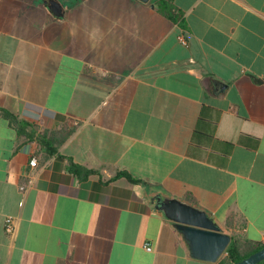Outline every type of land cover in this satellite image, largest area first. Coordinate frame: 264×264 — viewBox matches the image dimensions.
Returning a JSON list of instances; mask_svg holds the SVG:
<instances>
[{
    "label": "crops",
    "instance_id": "0c3cea01",
    "mask_svg": "<svg viewBox=\"0 0 264 264\" xmlns=\"http://www.w3.org/2000/svg\"><path fill=\"white\" fill-rule=\"evenodd\" d=\"M57 1L0 0V264H218L159 194L264 243V0Z\"/></svg>",
    "mask_w": 264,
    "mask_h": 264
},
{
    "label": "water",
    "instance_id": "95a60500",
    "mask_svg": "<svg viewBox=\"0 0 264 264\" xmlns=\"http://www.w3.org/2000/svg\"><path fill=\"white\" fill-rule=\"evenodd\" d=\"M50 8L55 14H62V5L57 0H50ZM153 200L156 208L173 221L192 257L211 263H216L223 257L233 236L225 232L207 210L180 198L164 197L161 194L155 196ZM262 261L264 247L233 264H258Z\"/></svg>",
    "mask_w": 264,
    "mask_h": 264
},
{
    "label": "trees",
    "instance_id": "16d2710c",
    "mask_svg": "<svg viewBox=\"0 0 264 264\" xmlns=\"http://www.w3.org/2000/svg\"><path fill=\"white\" fill-rule=\"evenodd\" d=\"M153 1L158 4L159 9L165 15H167L169 18H171L175 22H180L181 26H184L183 21L180 20V16L175 11L174 5H173L171 0H153ZM0 115L7 118L21 132L27 126L30 125L27 122H25L24 120L20 119V117L17 114L11 112L10 110H8L2 106H0ZM72 131H73L72 129L65 130V132L63 133V138L66 139L72 133ZM41 141L44 144H47L48 146L50 145V143H52V142H50L51 140H48L45 136L41 137ZM48 150L51 153H53L55 151L54 148H50V147L48 148ZM70 170L82 178L87 177L90 174L95 173L94 169H90L86 166L77 164L73 161H71ZM118 175L119 176L120 175L127 176L131 181H133L135 183L141 182V180L133 178L132 175L127 171H121ZM160 213L163 214L162 212H160ZM263 247H264V243L257 242V243H253V244H248V243L242 242L240 237L235 236V237H233L232 242L230 243L229 247L227 248L226 256L218 264H233V263L238 262L241 259L249 256L253 252H255V251H257ZM258 264H264V261H262Z\"/></svg>",
    "mask_w": 264,
    "mask_h": 264
},
{
    "label": "built area",
    "instance_id": "2783aa9c",
    "mask_svg": "<svg viewBox=\"0 0 264 264\" xmlns=\"http://www.w3.org/2000/svg\"><path fill=\"white\" fill-rule=\"evenodd\" d=\"M180 40L183 44H187V39L185 38V36L181 35L180 36ZM31 164L33 166H37L38 165V160L36 157H34L32 160H31ZM5 229L6 231L9 233V234H14L15 231H16V218L12 215H9L6 217V220H5ZM146 247L148 250H152V246L150 243H147L146 244Z\"/></svg>",
    "mask_w": 264,
    "mask_h": 264
},
{
    "label": "rangeland",
    "instance_id": "374dc122",
    "mask_svg": "<svg viewBox=\"0 0 264 264\" xmlns=\"http://www.w3.org/2000/svg\"><path fill=\"white\" fill-rule=\"evenodd\" d=\"M226 255H224L223 257H225Z\"/></svg>",
    "mask_w": 264,
    "mask_h": 264
}]
</instances>
